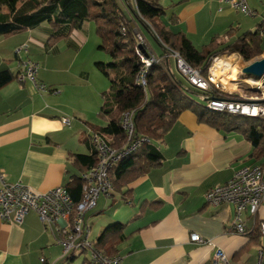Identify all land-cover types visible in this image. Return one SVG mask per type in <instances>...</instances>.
<instances>
[{"label":"crops","instance_id":"crops-1","mask_svg":"<svg viewBox=\"0 0 264 264\" xmlns=\"http://www.w3.org/2000/svg\"><path fill=\"white\" fill-rule=\"evenodd\" d=\"M160 3L171 28L182 31L199 50L215 37L235 40L260 26L264 30V0H247L251 15L219 0ZM91 33L92 26L85 23L53 46L48 44L51 28L47 24L5 40L0 37V71L17 72L15 49L29 44L27 57L39 64L37 80L49 89L42 94L33 82L19 80L0 89V174L7 183L21 182L37 192L66 187L81 174L71 154L94 152L92 128L107 125L87 108H96L98 93L90 84H65L61 80L67 73L60 67L64 53H79ZM147 41L155 53L161 52ZM80 77L89 80L83 72ZM64 119L70 120L69 126ZM155 146L163 154L162 165L123 190L132 191V204L123 200L122 192L114 191L109 198L101 196L97 207L86 214L91 240L97 242L108 226L120 223L126 225L125 239L118 247L121 264H214L218 249L231 264L255 263L264 236L250 244V234L264 222V203L257 218L245 215L248 234L241 236L232 228L234 206L210 205L205 196L242 167L264 166V153L255 152L241 133H224L199 123L191 111L184 112ZM156 202L160 203L157 208ZM192 234L214 245L194 244ZM76 256H85L82 264H92L89 254ZM42 258L59 264L65 257L58 236L45 230L37 213L30 212L22 223L0 220V264H42Z\"/></svg>","mask_w":264,"mask_h":264},{"label":"trees","instance_id":"trees-1","mask_svg":"<svg viewBox=\"0 0 264 264\" xmlns=\"http://www.w3.org/2000/svg\"><path fill=\"white\" fill-rule=\"evenodd\" d=\"M165 17L166 9L160 0H0V36L5 38L47 24L51 28L48 44L53 46L68 39L85 23H94L96 35L101 41L99 49L111 58L110 62H96L95 66L107 77L110 87L102 93L99 112V117L107 125L93 127L89 137L92 141L94 134L100 135L118 151L125 150L132 143L143 142L109 172L114 191L122 192L123 200L129 204H132V191L123 190L162 165L164 157L155 142L163 141L186 111L193 112L199 123L218 131L243 134L252 143L255 152L264 153L263 119L214 111L205 101L209 97L236 101L238 96L224 94L212 84L208 92H200L190 84L205 102L199 104L190 97V90L176 78L171 68L173 54H178L191 68L199 70L205 79L213 61L222 56L236 54L244 62L251 63L264 56L263 26L235 40H230L228 36L215 37L199 50L182 31L173 30L171 20L168 22ZM138 35H143L146 40L151 38L161 51L156 53L159 62L154 63L146 74L145 88L138 83L144 68L137 54ZM18 77L19 69L17 72L9 69L0 71V89L18 80ZM126 113L133 115L131 140L123 128ZM71 159L81 174L74 176L65 188L77 205L83 199L82 176L96 167L98 155L94 147L91 155L71 154ZM159 204L153 203L155 208ZM125 228L126 225L120 223L108 226L95 242V250L105 256L120 257L118 247L125 239ZM250 236V244H257L262 238L260 226ZM64 257L63 264H71L79 256L69 254ZM42 264L48 262L45 260Z\"/></svg>","mask_w":264,"mask_h":264},{"label":"built area","instance_id":"built-area-1","mask_svg":"<svg viewBox=\"0 0 264 264\" xmlns=\"http://www.w3.org/2000/svg\"><path fill=\"white\" fill-rule=\"evenodd\" d=\"M219 1L230 5L235 11L247 15L252 14L247 0ZM138 44L137 54L144 65L138 77V83L145 88L146 74L154 63L159 62V59L143 35H138ZM29 50V44H22L15 49V56L19 62L18 80L21 83L33 82L38 91L45 94L49 89L45 84L38 82L39 64L27 57ZM174 55L178 71L192 86L204 92L210 90L211 84L218 90L220 89L212 74V66L208 78L205 79L199 70L191 68L178 54ZM251 83L255 84L252 88L256 91V97L240 96L236 101L217 100L214 97H209L205 101L208 107L214 111L264 120L263 86L257 82ZM260 94L262 96H259ZM132 118L131 113H126L123 116V128L127 132L129 140H131L134 131ZM63 123L69 126L70 120L64 119ZM92 142L97 151L98 163L96 167L82 176L84 181L82 202L75 205L65 187L37 192L21 182L9 184L0 174V220L8 223H22L30 212H35L45 230H50L58 236V245L64 256L89 254V260L95 264H121V257L105 256L95 250V241L91 240V227L85 222V216L97 207L101 196L107 198L112 196L114 187L109 176L110 170L125 156L135 152L143 142L132 143L123 151L112 148L109 142L100 135L94 134ZM205 197L207 203L213 206H234L235 217L232 228L238 235L248 234L245 215L248 214L253 219L257 218L264 203V166L242 167L230 181L212 188ZM260 230L264 236V222L260 223ZM191 241L200 246L214 245L212 241L205 240L198 234H192ZM44 261L41 259L42 263ZM214 264L231 263L227 255L218 249L214 257ZM253 264H264V247L259 249L256 262Z\"/></svg>","mask_w":264,"mask_h":264},{"label":"rangeland","instance_id":"rangeland-1","mask_svg":"<svg viewBox=\"0 0 264 264\" xmlns=\"http://www.w3.org/2000/svg\"><path fill=\"white\" fill-rule=\"evenodd\" d=\"M89 24L92 26V33H91L92 36L90 39L89 38L87 39V42L84 44L81 51L79 53L73 50L66 51L63 55L64 63L60 67H63L66 70L65 72L67 73V77H65L61 81H63L65 84H90L89 87L92 90L96 89L98 93L99 102L98 104H96V108H94V110H93V105L91 107L87 106V108H89L92 111L93 115H95V117H97L100 122H104V120L101 117H99V112L102 105V93L109 90L110 82L107 79V77L96 68L95 63L96 62L108 63L110 62L111 58L107 52L99 49V46L101 45V41L96 35L95 25L94 23H89ZM0 37L1 40L6 39L3 36ZM149 39L157 48H159L151 38ZM174 56L175 55L173 54V61L171 68L176 78L179 79L184 84L187 90H190L189 93L190 97L195 102L199 104H204L205 102L202 101L199 95H197V91L191 87L190 83L178 71L176 67L177 66L176 59ZM262 58H264V56L255 59L253 62L261 60ZM220 59L223 60V65H224L220 73L221 80H224L226 85H228L225 87V89H222L219 86L220 88L219 90L221 92L230 96H238V97L243 96L245 98L256 97L257 95L255 94L256 91L253 90L255 84H252L251 82L260 83V85L263 86V90H264V77L262 79L255 80L251 78H246L242 75L243 68L249 66L253 62L246 63L243 61V59L240 56L236 54L222 56L220 57ZM41 69L43 70L47 68L41 65ZM82 72L88 75V79H89L88 81L85 82L81 80L80 74ZM197 89L200 92L202 91L199 88ZM259 96H262V94H260ZM93 228H94L93 232L95 234L96 225H94ZM262 242L264 243V237L262 239ZM84 258L85 256H79L78 259H76L71 264H82ZM61 263L63 264V261Z\"/></svg>","mask_w":264,"mask_h":264},{"label":"water","instance_id":"water-1","mask_svg":"<svg viewBox=\"0 0 264 264\" xmlns=\"http://www.w3.org/2000/svg\"><path fill=\"white\" fill-rule=\"evenodd\" d=\"M242 75L255 80L262 79L264 77V58L243 68Z\"/></svg>","mask_w":264,"mask_h":264},{"label":"bare ground","instance_id":"bare-ground-1","mask_svg":"<svg viewBox=\"0 0 264 264\" xmlns=\"http://www.w3.org/2000/svg\"><path fill=\"white\" fill-rule=\"evenodd\" d=\"M223 67H224L223 60L220 59V58L216 59V61L213 64V68H212V72L213 73L212 74L214 75L215 82L217 83V85H219L222 89H225V87L228 86V85H226L224 80H221V74H220L221 73V69H223Z\"/></svg>","mask_w":264,"mask_h":264}]
</instances>
